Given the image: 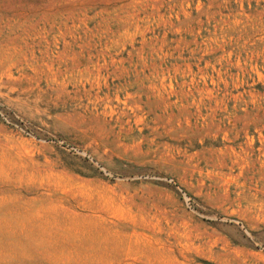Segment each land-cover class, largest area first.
Returning a JSON list of instances; mask_svg holds the SVG:
<instances>
[{
  "label": "rangeland",
  "instance_id": "374dc122",
  "mask_svg": "<svg viewBox=\"0 0 264 264\" xmlns=\"http://www.w3.org/2000/svg\"><path fill=\"white\" fill-rule=\"evenodd\" d=\"M0 264H264V0H0Z\"/></svg>",
  "mask_w": 264,
  "mask_h": 264
}]
</instances>
